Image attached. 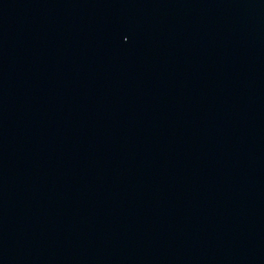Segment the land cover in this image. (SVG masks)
Returning <instances> with one entry per match:
<instances>
[{
  "label": "water",
  "instance_id": "95a60500",
  "mask_svg": "<svg viewBox=\"0 0 264 264\" xmlns=\"http://www.w3.org/2000/svg\"><path fill=\"white\" fill-rule=\"evenodd\" d=\"M0 264H264V0H0Z\"/></svg>",
  "mask_w": 264,
  "mask_h": 264
}]
</instances>
